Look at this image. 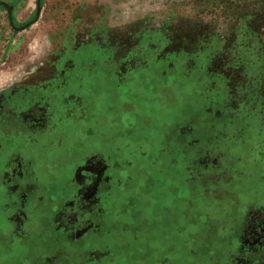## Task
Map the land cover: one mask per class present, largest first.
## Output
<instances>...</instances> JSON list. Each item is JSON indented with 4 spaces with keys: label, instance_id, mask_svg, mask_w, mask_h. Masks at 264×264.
<instances>
[{
    "label": "rangeland",
    "instance_id": "374dc122",
    "mask_svg": "<svg viewBox=\"0 0 264 264\" xmlns=\"http://www.w3.org/2000/svg\"><path fill=\"white\" fill-rule=\"evenodd\" d=\"M0 2V264H264V0Z\"/></svg>",
    "mask_w": 264,
    "mask_h": 264
},
{
    "label": "flooded vegetation",
    "instance_id": "af4514ba",
    "mask_svg": "<svg viewBox=\"0 0 264 264\" xmlns=\"http://www.w3.org/2000/svg\"><path fill=\"white\" fill-rule=\"evenodd\" d=\"M5 3H7V2H5ZM8 4V3H7ZM36 4H37V12H38V0H36ZM10 6H13V10H12V18H13V23H11V20H10V13H9V11H8V9L6 8V7H4V6H0V8L2 7V8H4L5 10H6V14H7V17H8V21H9V24H10V26L12 27V28H16V26H15V24H14V22H15V18H14V14H15V6L14 5H12V4H9ZM41 10H42V6H41ZM38 21V20H37ZM191 131V130H190ZM216 135V134H215ZM224 139V137L222 136L221 137V141ZM192 142H196L195 140H192ZM198 142V141H197ZM214 144H216L217 143V141H215V142H213ZM219 143H221V142H219ZM196 154H197V150H196V152H195ZM199 153H201V151L199 150ZM178 163V162H177ZM108 184V186H106ZM178 184V183H177ZM173 185L175 186V182H173ZM114 187V185H113V183L112 182H109V183H105V184H101L100 186H98V192H100V191H102V192H104V193H106L105 194V196H104V198H102V199H99L98 200V202L99 203H101V202H105L106 200H108V199H110L111 198V196H112V194H111V192H112V188ZM116 187V189H118V186H115ZM177 187H179V186H177ZM159 188H161V184H159ZM24 190H26V191H31L32 190V187L31 186H28V185H25V188H24ZM35 190V189H34ZM25 191V193H27ZM24 193V194H25ZM110 194H111V196H110ZM7 196L8 195H3V199H9L10 198V196H8L9 198H7ZM21 198H22V201H24L25 200V198H23V195L21 196ZM17 200H18V202L21 204V202H20V198H17ZM79 200V199H78ZM80 201H81V199H80ZM80 201H79V203H80ZM14 204V203H13ZM20 208H21V206H19L18 207V213H14V215L13 216H10V217H8V218H6V217H2L1 219L3 220V222H1L2 224H3V227L5 228V230H7V228H9V230L8 231H6V232H3V233H1L2 235H1V244H3V245H5V247H6V249L8 250V251H12L13 250V248H14V245H15V243H17V241H18V244H20L21 242H23L24 240H25V235H24V233L23 232H27V231H29V229H30V220L29 221H26L25 220V218H23V216H25V214H24V212H23V210H20ZM61 209L62 208H60V210H59V213H58V217L59 218H61V214H62V211H61ZM92 213H94L93 212V209H92ZM21 214H23V216H21ZM98 216H97V218H99V219H102V212H101V214L100 213H98L97 214ZM56 216V217H57ZM63 217V216H62ZM94 217H96V214H93L92 215V217H91V221L93 222V220H94ZM8 220V221H7ZM54 222H55V224H57V223H59L60 222V219H54ZM10 223V224H9ZM13 224V225H12ZM29 225V226H28ZM60 227L58 226V227H56V230L57 229H59ZM82 229V228H81ZM80 229V230H81ZM1 231H4V230H1ZM58 231V230H57ZM5 234H6V236H5ZM56 235H58V234H60V236H61V238H62V234L61 233H55ZM63 234H65V236L69 239V238H71V239H74L75 241L76 240H79L80 238H82V236L81 235H79L78 234V231H76L75 233H72L71 232V230L69 231L68 229H67V226L64 228V232H63ZM242 234H243V232L242 231H239L238 232V235H237V238L239 239H241V237H242ZM17 236H20V239L17 237ZM3 238H5V240H3ZM7 242H8V244H7ZM81 251V253H91L92 255H93V259H95V251L96 250H93V251H90V252H87V251H85L84 249H82V250H80ZM97 252H99V250H97ZM95 254V255H94ZM97 256V255H96ZM61 257H60V253H53V255H49V256H46V257H44V258H42V260H43V264H59L60 262H61ZM23 264H25V262L23 263ZM28 264H32V262H28Z\"/></svg>",
    "mask_w": 264,
    "mask_h": 264
},
{
    "label": "crops",
    "instance_id": "0c3cea01",
    "mask_svg": "<svg viewBox=\"0 0 264 264\" xmlns=\"http://www.w3.org/2000/svg\"><path fill=\"white\" fill-rule=\"evenodd\" d=\"M158 187H159V184H158ZM161 189V188H160ZM144 192L145 191H149L151 194L149 195V196H145L144 195V193H143V198H147L146 200L148 201V202H150V201H153L155 198H156V200L155 201H157V199H158V201H160L165 195L163 194V193H157V194H154V193H152V191H154V188L152 187V186H149V187H145L144 189ZM166 190H169V188H167ZM1 235L2 234H0V240H1ZM5 236H6V234H5ZM3 240H5V238L3 239ZM0 244H1V241H0ZM7 244H8V242H7ZM26 264H28V262L27 261H24ZM32 264H34L33 262H32Z\"/></svg>",
    "mask_w": 264,
    "mask_h": 264
},
{
    "label": "water",
    "instance_id": "95a60500",
    "mask_svg": "<svg viewBox=\"0 0 264 264\" xmlns=\"http://www.w3.org/2000/svg\"><path fill=\"white\" fill-rule=\"evenodd\" d=\"M0 6H4V7H6L8 9V11L10 13L11 23H13V18H12L13 6H10L9 4H7L5 2H0ZM40 14H41V0H38V12H37V16H36L35 20L33 21V23L36 22L39 19ZM22 29H25V28H22Z\"/></svg>",
    "mask_w": 264,
    "mask_h": 264
}]
</instances>
